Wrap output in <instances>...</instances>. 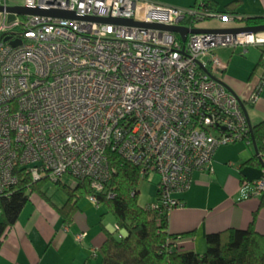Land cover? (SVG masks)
I'll return each instance as SVG.
<instances>
[{"label": "built area", "instance_id": "built-area-1", "mask_svg": "<svg viewBox=\"0 0 264 264\" xmlns=\"http://www.w3.org/2000/svg\"><path fill=\"white\" fill-rule=\"evenodd\" d=\"M0 5L86 17L1 12L0 197L25 176L73 185L88 180L89 199L98 204L96 193L116 172L115 152L142 178L159 177L158 198L147 207L169 215L182 205L176 195L190 189L195 171L212 173L220 146L243 141L254 148L243 104L256 102L264 62L247 103L228 86L226 71L239 47L244 54L264 45V32L188 33L184 41L169 30L92 19L197 28L217 18L226 26L213 29L243 27L233 25L235 15L212 12L203 0L189 9L141 0ZM259 156L261 176L242 183L243 195H264V151Z\"/></svg>", "mask_w": 264, "mask_h": 264}, {"label": "crops", "instance_id": "crops-1", "mask_svg": "<svg viewBox=\"0 0 264 264\" xmlns=\"http://www.w3.org/2000/svg\"><path fill=\"white\" fill-rule=\"evenodd\" d=\"M200 1L162 0L161 3L192 8ZM215 1L221 11L234 0ZM239 1L238 15L264 16V0ZM238 23L242 22L237 21L233 25ZM222 26L204 25L201 28ZM251 76L248 85L232 77H226V82L243 100L248 101L261 79V74L256 80ZM262 91L263 88L259 95ZM252 106L255 107L257 122L264 119V99L258 98ZM242 145L237 142L220 146L214 155L212 173L195 171L190 189L176 195L182 205L169 213L168 227L169 232L182 235L177 244L179 250L202 254L207 249V235L228 228L246 229L252 225L264 234V195L246 196L241 192L243 181L260 178L262 163L254 148L241 150ZM66 199L67 196L61 205L50 206L37 198L33 201L35 207L28 210L25 206L18 221L3 239L0 264H103L99 248L107 232L120 238L127 235L126 230L118 228L106 208L101 209L99 214L102 205L92 202L89 196L79 201L72 222L66 223L58 209ZM82 232H85L84 238L77 240V235Z\"/></svg>", "mask_w": 264, "mask_h": 264}, {"label": "trees", "instance_id": "trees-1", "mask_svg": "<svg viewBox=\"0 0 264 264\" xmlns=\"http://www.w3.org/2000/svg\"><path fill=\"white\" fill-rule=\"evenodd\" d=\"M199 3L194 7H200ZM203 4L212 12L235 15L237 21L246 26L264 24V16L238 15L239 0L226 4L221 11L215 0H203ZM188 21L185 19L183 23ZM261 56L257 65L264 59V50ZM253 136L259 152L264 151V119L253 125ZM110 160L116 172L106 185V191L96 193L98 204L107 206L118 228L125 229L127 235L118 238L107 232L99 248L103 264H264V234L252 225L246 229L228 228L209 233L206 238L207 249L202 254L179 250L177 239L182 235L169 232L168 214L141 206L138 202L137 188L143 179L138 167L115 152L110 153ZM47 181H33L29 176L20 177L10 193L0 197V248L5 235L18 221L30 195L37 192L47 197L46 191H43ZM57 184L67 196L58 209L65 222L71 223L79 201L93 194L94 190L88 180H80L74 186L62 182Z\"/></svg>", "mask_w": 264, "mask_h": 264}, {"label": "rangeland", "instance_id": "rangeland-1", "mask_svg": "<svg viewBox=\"0 0 264 264\" xmlns=\"http://www.w3.org/2000/svg\"><path fill=\"white\" fill-rule=\"evenodd\" d=\"M141 1H150L153 2L155 1V3H159V4H163L161 3L162 0H141ZM12 2V1H10ZM164 5H168V4H164ZM169 6H175V5H169ZM191 8V7H189ZM187 8H183V9H189ZM3 18V14L0 12V23L1 20ZM200 27L201 26H222L224 25V23H222L220 20H218L217 18H211V19H207L201 23L198 24ZM237 25H244L243 23H238ZM262 50H264V45L263 46H248V51L246 53H241L242 48L239 47L235 53L233 54V56L231 57L229 63H228V69L226 71V77H232L235 78L239 81H242L245 85H248L250 76L251 79L256 78L258 76H260V74L262 73V65L264 62H261L256 66L259 57L262 53ZM262 98L264 99V87H263V91L261 93V95H258V98ZM257 98V99H258ZM246 108L247 111L249 113L251 122L253 125H255L257 123V116L255 115V107L252 106V104L247 103L246 104ZM238 143L243 144L242 149H249L250 147L247 145V143L240 141ZM246 150V149H245ZM248 151V150H246ZM241 152V151H240ZM238 152V153H240ZM158 181H159V177L157 175H152L147 179H141L138 185V190H139V195H138V202L141 206H147L149 203H153L157 200V188H158ZM43 191H46L47 197H43L41 196L39 193L35 192L33 193V195H30V199L28 201V203L26 204V208L28 210L32 209L33 207H35L34 204V200L37 198L42 199L44 202H47L48 204H50V206H52V204H56V205H61V203H63V200L66 198V195L64 193V191L62 190V188L57 184V182H53V181H47L44 185ZM34 198H33V197ZM39 200V199H38ZM36 201V200H35ZM102 207H100L99 209V214L101 209H107L108 213H110V216H112V218L115 219L113 213H111L109 211V209L107 208L106 205L101 204ZM37 208L39 207V204L36 205ZM0 217H1V213H0Z\"/></svg>", "mask_w": 264, "mask_h": 264}, {"label": "water", "instance_id": "water-1", "mask_svg": "<svg viewBox=\"0 0 264 264\" xmlns=\"http://www.w3.org/2000/svg\"><path fill=\"white\" fill-rule=\"evenodd\" d=\"M7 11L9 13H17V14H33V15H51V16H59V17H64V18H77V19H86L85 16H79L76 13L73 12H68V11H61V10H46L42 9L39 7H21V6H1L0 5V12L2 11ZM93 20L96 21H101V22H111V23H119V24H124V25H136L140 27H145V28H155V29H162V30H169L172 32H177L180 33L183 40L185 41L187 38L188 33H202V32H211V31H226V32H264V24H259V25H250V26H243L239 28H227V29H211V28H189L185 26H167L159 23H145V22H139L135 21L133 19H118V18H92ZM20 41H14L13 44L17 45L19 44ZM233 90V89H232ZM234 91V90H233ZM243 109L244 112L248 118V122L251 127V133H252V139H253V145H254V151L255 154L259 157L260 161L261 158L259 156V149L256 143V140L253 136V124L251 122L249 113L247 111L246 106L243 104ZM262 163V161H261Z\"/></svg>", "mask_w": 264, "mask_h": 264}]
</instances>
